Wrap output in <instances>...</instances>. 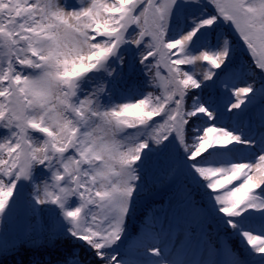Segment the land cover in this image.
<instances>
[{"label": "snow or ice", "instance_id": "6c2138e0", "mask_svg": "<svg viewBox=\"0 0 264 264\" xmlns=\"http://www.w3.org/2000/svg\"><path fill=\"white\" fill-rule=\"evenodd\" d=\"M225 21L259 87L236 86ZM214 76L234 99L190 91ZM160 155L175 203L132 237ZM18 203L52 220L21 264H84L80 249L87 264H264V0H0V220ZM213 217L243 254L208 238ZM163 220L183 221L179 249ZM62 242L77 247L54 259ZM193 242L207 258H181Z\"/></svg>", "mask_w": 264, "mask_h": 264}, {"label": "rangeland", "instance_id": "374dc122", "mask_svg": "<svg viewBox=\"0 0 264 264\" xmlns=\"http://www.w3.org/2000/svg\"><path fill=\"white\" fill-rule=\"evenodd\" d=\"M70 2L77 3L78 0H70ZM205 3H207V0H204ZM207 14H216L214 6L209 4L208 7L205 10ZM222 19V18H221ZM221 26L227 27L229 29V32L233 34V37H235V43L237 44V52L234 55L233 58V68L238 69V71L241 73L240 75L237 74L236 77H234V81L237 87L243 86L244 84L248 83V77L251 75L248 74L249 70L246 68V64H248L249 60L252 63H255V58L252 56L251 52L247 49V45L243 42L242 37L239 36V33L235 30L234 26H230L229 22L225 21L223 22ZM215 27V26H214ZM222 38H226V30H219L217 33ZM230 42V40H229ZM222 43V41H221ZM231 44V43H230ZM233 45V43H232ZM234 46V45H233ZM134 47V46H133ZM235 49V46H234ZM126 59H130V56H126ZM204 64V62H199L197 66V73H201L203 71V68L201 67ZM225 64H227V61H225ZM225 65H222L220 69H214L216 72H223ZM238 72V73H239ZM217 80V77H213L210 81H205V85H214V82ZM233 81H229V86ZM202 91V99L207 100L209 96H214L217 99L220 98H233L229 97L227 91L223 88V86L219 83H216L214 87H204L202 85V89H195ZM238 111V110H233ZM155 119H160L159 117H156ZM165 143H167L165 141ZM147 151V150H146ZM146 187L144 195L141 197V200L137 206V209L140 207H143L146 205V203H149L152 200L164 198L166 192L168 190H171L172 188L175 189V184L170 183L167 177V165L165 163L164 156H154L152 164L147 169L146 173ZM184 180L189 181L186 177H181V182L183 184H186ZM235 183H239L238 181ZM19 187V186H18ZM173 194V193H172ZM27 196V192L25 193ZM13 200L16 199V195L14 193ZM172 200L173 204L175 201L173 200V195L168 198V200L165 203L164 208H167L169 205V201ZM205 206L207 205L206 200H201ZM12 200L9 201V206L11 207ZM43 207V206H39ZM161 207H157L155 209V214L152 217L153 223H156L159 225L162 221V214L160 211ZM6 212L8 209L5 210ZM36 216L38 217V223L42 225L46 230L50 231L52 226V220L50 215L47 212L39 213L35 215L30 208L26 207L23 203H18L14 213L10 217H5L4 219L0 220V248H5L7 245L15 244L19 239L25 240V234L27 229L29 228V224L31 222V217ZM133 221V220H132ZM163 224L166 230L171 227V230L175 233V247L176 249H179L180 241L184 239V223L182 220H179L178 222L172 223L169 225V222L167 220H163ZM213 228L218 230H223V225H220L218 221L215 220L213 217L211 225ZM130 228V226H128ZM216 230V231H218ZM130 233V230H129ZM222 237H228L226 235H222ZM209 238V237H208ZM32 242V243H39ZM250 247V246H249ZM243 251V246L241 243V248ZM198 248L196 247L195 242H193L192 245L186 247L182 254V259H189V260H198L202 258H207L206 252L202 253L201 250L197 251Z\"/></svg>", "mask_w": 264, "mask_h": 264}, {"label": "trees", "instance_id": "16d2710c", "mask_svg": "<svg viewBox=\"0 0 264 264\" xmlns=\"http://www.w3.org/2000/svg\"><path fill=\"white\" fill-rule=\"evenodd\" d=\"M219 30H226V36L228 37V39H230V42L234 44L235 46V52H237V44L235 43V37H233V35H231L229 33V31L226 28H218L217 32ZM254 63H252L250 60L248 62V68L250 69V66L253 65ZM250 70H252L253 72H255V77L251 76L249 77V82H255V86L259 87L260 86V70L258 68H251ZM191 92H199L197 90H190ZM191 104V98H187L186 100V106ZM199 159V158H198ZM188 179V178H187ZM185 183L187 185H189L190 188H192V191L195 195V197L197 198L198 201H200L203 196L204 193L200 188H196V187H192V184L190 181L185 180ZM206 183V182H204ZM172 191H168L166 193V195L171 194ZM158 202H164V200H160V201H153L148 203L147 205L143 206L140 213L136 215V218L133 222V228H132V236H136V235H140L141 234V230L144 227V221L146 218H149L154 210L155 205ZM38 230V231H37ZM36 232V233H34ZM226 232L228 233H232V230L227 228ZM49 233L46 232V230L43 228L41 229V227L38 229V224L36 221L35 217H31V222L29 224V228L26 231L25 234V240L26 241H32L35 238H37L38 236H42L43 238H46L47 235ZM212 236V235H211ZM234 237V236H233ZM19 242L15 245H10L8 247V249L5 252H2V250H0V264H21L22 260H27L28 258H30V256L32 255V250L26 248L25 246V242ZM234 246L238 247L239 245V237H234L233 241ZM77 246L71 244L70 242H62L59 247L58 250L53 253V258L54 259H65L68 258L72 255V252L75 250ZM80 260L84 262V264H87L88 261L92 260V256L89 252H87L85 249H80Z\"/></svg>", "mask_w": 264, "mask_h": 264}]
</instances>
